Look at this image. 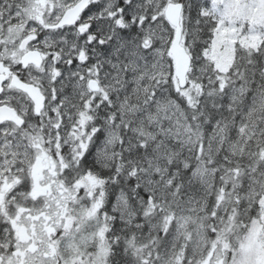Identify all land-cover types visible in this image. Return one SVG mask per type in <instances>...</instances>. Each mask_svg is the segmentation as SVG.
<instances>
[{
  "label": "snow or ice",
  "instance_id": "obj_1",
  "mask_svg": "<svg viewBox=\"0 0 264 264\" xmlns=\"http://www.w3.org/2000/svg\"><path fill=\"white\" fill-rule=\"evenodd\" d=\"M0 264H264V0H0Z\"/></svg>",
  "mask_w": 264,
  "mask_h": 264
}]
</instances>
